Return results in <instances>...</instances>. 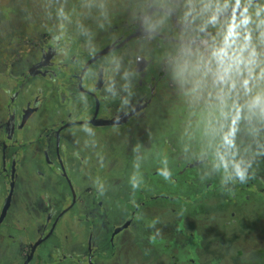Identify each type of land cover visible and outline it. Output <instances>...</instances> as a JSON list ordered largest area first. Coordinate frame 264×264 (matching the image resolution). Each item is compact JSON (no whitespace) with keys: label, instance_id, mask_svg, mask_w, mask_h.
Segmentation results:
<instances>
[{"label":"rangeland","instance_id":"1","mask_svg":"<svg viewBox=\"0 0 264 264\" xmlns=\"http://www.w3.org/2000/svg\"><path fill=\"white\" fill-rule=\"evenodd\" d=\"M75 1L0 0V142L5 143L4 110L14 94L19 97H14L12 107L18 106L24 94L30 99L44 88L52 108L43 111H60L57 122L72 117L80 121L85 114L74 112L75 105L89 101L78 90L81 65L71 85L72 92L79 93L78 103L59 90L54 93L56 87L53 92L49 90L48 79L23 72L40 58V44L50 41L49 35L61 34L64 29L74 38L78 36L79 47L62 44L70 46L67 58L85 63L91 55L98 56L117 44L121 32L110 34L109 23L115 29L127 17L134 20L136 15L133 11L110 15L100 5L99 11L88 14ZM202 1L218 8L217 0ZM156 4L161 5L160 0ZM255 15L258 20L254 21L263 25V10L257 8ZM71 16L79 19L70 23ZM158 21L169 20L164 13L156 12L152 22ZM160 29L167 32V28ZM262 32L240 31L243 37L250 36L248 52L243 44L239 52L222 53V59L217 54L220 63L209 69L188 63L183 69L186 73H181L180 88H173L171 101L176 111L148 112L145 119L139 115L118 127L98 129L75 124L66 129L63 136L68 133L71 153L69 179L76 195L68 180L52 177L44 164L34 168L31 153L22 151L13 203L0 229V257L9 252L8 247L15 248L8 237L19 235L20 228L14 226L8 233L5 230L14 220L22 228L35 226L57 202L58 209L72 206L60 233L74 232L87 249L92 236L99 237L106 247L112 232L132 222L129 230L120 233L116 251L117 245L110 252L101 249L98 258L103 264H264V133L255 132L257 129L248 123V117H256L258 129L264 127V90L255 93V86L248 92L244 87L248 82L229 80L231 72L262 74L258 66L264 56ZM150 42L161 43L157 38ZM150 42L145 54L152 51ZM133 45L106 55L103 63L118 59ZM165 49L171 46H162L160 59ZM255 53L261 58L258 61L253 59ZM120 72L130 81L134 77L139 80V75L126 66ZM122 85L127 86L125 81ZM126 93L116 92L109 107H122L124 100L118 97L126 98ZM45 101L44 97L43 106ZM44 113L39 126L35 120L29 124L25 143L35 144L40 138L47 125ZM11 142L15 141L10 140L9 146ZM1 163L0 148V170ZM3 177L0 184L6 180L5 174ZM86 204L89 206L85 209Z\"/></svg>","mask_w":264,"mask_h":264},{"label":"flooded vegetation","instance_id":"2","mask_svg":"<svg viewBox=\"0 0 264 264\" xmlns=\"http://www.w3.org/2000/svg\"><path fill=\"white\" fill-rule=\"evenodd\" d=\"M158 1L123 0L122 4L129 7L128 15L132 14V11L136 15L134 20L130 16L127 17L121 26H117L115 29H113L114 25L109 27L111 23L107 25L110 34L121 32L117 44L110 49L120 47L110 53L124 50L131 43H135V45L120 53L118 59L115 58L116 60H111L107 64H104L102 60L110 53L96 61L93 60L97 55H91L85 63L80 64H78L79 59L67 58L66 52L70 46L64 47L62 43L72 44L75 48L80 44L79 37L74 38L71 31H67L68 34H66L62 29L61 34L49 35L50 41L40 44V58L32 62L27 70H23L26 72V76L35 75L48 79L49 90L52 89L53 92L56 87L54 93L59 91L61 94L66 93L71 102L78 103L79 93L72 92L71 85L74 80L72 76H75L78 71L76 70L77 66L81 65L78 90L89 101L86 103L81 101L78 106L75 105L74 112H85L82 117V114L79 115L80 121H77L76 117H72L69 120L57 122L61 115L60 111L54 114L53 111H43L45 107L52 108L49 104V97H46L48 92L44 93V88H39L37 94L30 99H27L24 94L16 107H12L10 104L15 99L14 97H19V94H14L11 97L4 110L5 143L0 142L2 152L0 179H5L3 175H6V180L1 182L4 185L0 184V200H3L0 205V229L3 227L13 203L15 177L17 171L20 170L19 167L22 166V151L31 153L34 168L39 164L41 166L44 164L53 174H51L52 177L68 180L74 195H76L69 179L70 164L68 160L71 153H69L68 133L65 137L63 136L66 129L75 124L90 125L98 129L118 127L139 115L145 119L148 112L176 111L177 109L172 106L171 97L175 93L173 88L176 86L180 88V78H182L181 73L186 66L185 63H194L199 69L204 65L209 69L215 62L220 63V57L221 59L224 57L221 56L222 53L230 52V44L232 54L233 51L234 53L241 51L243 44L246 47L245 52H248V49L251 48L247 46L250 36L243 37L240 31H263L262 34H264V24L254 21L258 20V15H255L257 8L262 9L264 13V0H217L219 5L215 6L218 8H214L202 0H160L161 5L156 4ZM156 12L164 13L169 21H158L157 24L152 22ZM160 28H167V32H163V29ZM132 36L134 38L125 44V41ZM156 38L160 39V44L150 42ZM148 42L152 45V51L145 54ZM163 45H170L171 49H165L160 59ZM155 49L158 52H155ZM217 54L220 57H217ZM256 55L254 60L261 59L257 53ZM183 57H185L184 61ZM127 59L130 61L132 59L133 62L126 64L124 60ZM123 66H126L128 71L133 70V73L139 75V80L137 81L134 77L130 81L129 77H124L120 72ZM258 66L259 70L263 69L260 75L264 77V56L262 64ZM122 81H125L128 87L130 83V90L126 88L127 86L122 85ZM262 86L264 90V85ZM123 90L127 92L126 98L123 95L118 98L124 100V105L119 108L115 106L113 110L109 107L110 99L116 92L122 94ZM44 97L46 101L43 106ZM43 113L47 122V125H44L43 133L35 144L33 142L25 143L24 132L30 123H34V120L36 126H39L40 120H44ZM121 118H126L125 122L120 123ZM261 119L264 121V117L261 116ZM107 122H112L113 125H106ZM248 123L257 129V131L254 130L255 132L264 133V127L258 129L256 117H248ZM10 140L15 142H11L9 146ZM16 140L20 142L18 143ZM29 147L32 148L31 151L28 150ZM39 174L41 177L44 176L42 172ZM88 206L89 204H86L85 209ZM50 209L45 212L44 218H41L35 226L22 228L19 222L14 220L9 228L5 229L8 233L11 228L17 226L21 231L19 235L8 237L15 248L12 246L14 248L12 250L8 247L7 251L9 252L1 254L0 264H103L98 258V254L103 252L104 248L110 252L117 245L114 250L116 251L121 242L120 233L129 230L132 226V222L126 223L125 225H129L128 228L118 234L112 232L106 247L104 241L99 237L93 238L92 236L90 249H87L85 242L76 238L74 232L60 233V229L64 227L65 216L72 210V206L58 209L57 202H53ZM107 257L111 258L110 254Z\"/></svg>","mask_w":264,"mask_h":264},{"label":"trees","instance_id":"3","mask_svg":"<svg viewBox=\"0 0 264 264\" xmlns=\"http://www.w3.org/2000/svg\"><path fill=\"white\" fill-rule=\"evenodd\" d=\"M75 2L78 3L80 8H83L84 12L86 13H96L99 11L98 6H104V9L109 11L110 15H114L116 13L117 15H126L128 14V6L126 4H122L123 0H84V1H79L76 0ZM74 2V3H75ZM95 3V5H94ZM71 8V7H70ZM102 10L99 12L101 14ZM82 17V14L80 15ZM79 19L76 18L75 16H71L69 19L70 23H75ZM180 262L183 263V260L180 259Z\"/></svg>","mask_w":264,"mask_h":264},{"label":"crops","instance_id":"4","mask_svg":"<svg viewBox=\"0 0 264 264\" xmlns=\"http://www.w3.org/2000/svg\"><path fill=\"white\" fill-rule=\"evenodd\" d=\"M230 47V46H229ZM231 50H232V47H230V52H231ZM255 56H257L256 55V53L254 54V56H253V59H254V57ZM247 63V62H246ZM185 68L187 67V65H188V63H185ZM182 72H185L186 73V71H183V69H182ZM245 73V72H244ZM231 77H230V81H233V82H235V83H239V84H241V82H238V80H240V81H242V82H248L246 85H244V87H245V89L246 90H248V92H251V91H254L253 90V88L256 86L257 87V90L256 91H254L255 93H258V92H261V93H263V86L262 85H264V82H262V81H264V77L262 76V75H258V76H251V75H249V73H245V74H240V75H238V71L237 72H231ZM225 77V76H224ZM233 78H235V79H233ZM251 78H255V79H257L258 81H257V83H252L251 81H250V79ZM180 80L182 81L183 80V77L182 78H180ZM244 89V90H245ZM189 90V89H188ZM190 91V90H189ZM246 92V91H245ZM193 96V95H192ZM192 96H190V97H188V99H190ZM257 98H258V96H257ZM263 98V97H262ZM236 106H238L237 104H236ZM82 203V202H81ZM83 204V203H82ZM128 227H129V225H128ZM127 227V228H128Z\"/></svg>","mask_w":264,"mask_h":264},{"label":"water","instance_id":"5","mask_svg":"<svg viewBox=\"0 0 264 264\" xmlns=\"http://www.w3.org/2000/svg\"><path fill=\"white\" fill-rule=\"evenodd\" d=\"M132 38H134V36H132V37H130L129 39H127V40L125 41V44L128 43L130 40H132ZM119 47H120V46H119ZM119 47L112 48V49H109V50L106 51V52L101 53V54L98 55L93 61H96L98 58H100V57H102V56H104V55H106V54H108V53L114 51L115 49H117V48H119ZM124 120H126V118H124V119L121 118L120 123H121V122H125ZM106 125H113V123H112V122H107ZM7 204H8V203H7ZM127 226H128V225H125V226H123V227L118 228L117 231H115V234H118L119 232H121L122 230H124L125 228H127Z\"/></svg>","mask_w":264,"mask_h":264}]
</instances>
